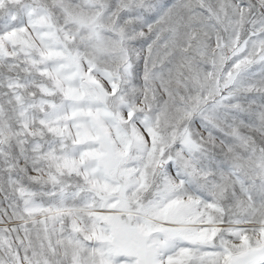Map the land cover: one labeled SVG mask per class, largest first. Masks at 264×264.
Masks as SVG:
<instances>
[{"label": "snow or ice", "instance_id": "snow-or-ice-1", "mask_svg": "<svg viewBox=\"0 0 264 264\" xmlns=\"http://www.w3.org/2000/svg\"><path fill=\"white\" fill-rule=\"evenodd\" d=\"M0 264H264V0H0Z\"/></svg>", "mask_w": 264, "mask_h": 264}]
</instances>
